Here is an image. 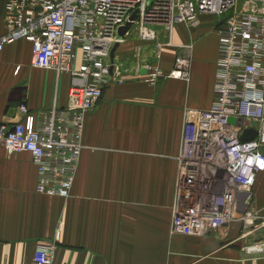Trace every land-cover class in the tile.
Returning a JSON list of instances; mask_svg holds the SVG:
<instances>
[{
	"label": "crops",
	"instance_id": "crops-1",
	"mask_svg": "<svg viewBox=\"0 0 264 264\" xmlns=\"http://www.w3.org/2000/svg\"><path fill=\"white\" fill-rule=\"evenodd\" d=\"M217 26L203 14L196 25L176 24L170 35L159 28L156 40L164 41L132 30L119 43L114 65L123 80L113 77L84 114L69 197L37 193L31 156L8 154L0 144V264H30L37 244L56 235L53 264H264L262 253L246 249L264 240V226L248 236L239 222L204 236L170 232L184 111L211 104ZM169 41L159 57L164 76L150 84L146 62L158 42ZM182 57L188 77L167 76ZM30 59L24 39L0 52V123L22 120L25 105L36 124L40 113L68 102L70 75L33 68ZM250 209L264 221V169L255 176Z\"/></svg>",
	"mask_w": 264,
	"mask_h": 264
},
{
	"label": "built area",
	"instance_id": "built-area-1",
	"mask_svg": "<svg viewBox=\"0 0 264 264\" xmlns=\"http://www.w3.org/2000/svg\"><path fill=\"white\" fill-rule=\"evenodd\" d=\"M134 11L137 18L124 38L134 30L156 40L159 28L170 35L176 24L196 25L200 15L219 17L211 104L184 111L170 232L204 236L239 222L243 236L252 235L264 226L250 209L255 176L264 169V0H4L0 52L24 39L31 44V66L70 75V86L66 106L40 113L36 124L20 105L22 120L0 123V144L8 154L31 156L37 193L69 197L83 149L84 114L120 76L114 62L110 71L109 53L124 39L117 31ZM166 44H156V58ZM187 67L188 59L178 58L167 76L186 79ZM145 69L150 84L164 76L157 66ZM249 128L255 137L240 140ZM57 240L39 242L30 264H53ZM246 249L264 256V240Z\"/></svg>",
	"mask_w": 264,
	"mask_h": 264
},
{
	"label": "water",
	"instance_id": "water-1",
	"mask_svg": "<svg viewBox=\"0 0 264 264\" xmlns=\"http://www.w3.org/2000/svg\"><path fill=\"white\" fill-rule=\"evenodd\" d=\"M137 18V11H134L128 21L123 25L121 26L118 31H117V36H118V39L121 40L124 38L125 34L128 32V30L131 28L132 26V23L136 20ZM119 46V42H116L111 50H110V53H109V61L111 63V66H110V71H112V64L114 62V57H115V52L117 50ZM229 121L231 122H234L235 120L232 119V118H229ZM256 135V131L253 129V128H249V129H246L244 130L241 135L239 136L240 140L242 141H246V140H250L252 138H254Z\"/></svg>",
	"mask_w": 264,
	"mask_h": 264
},
{
	"label": "rangeland",
	"instance_id": "rangeland-1",
	"mask_svg": "<svg viewBox=\"0 0 264 264\" xmlns=\"http://www.w3.org/2000/svg\"><path fill=\"white\" fill-rule=\"evenodd\" d=\"M214 18L216 19V20H218L219 19V17L218 16H214ZM159 39V38H158ZM157 39V41H160V39H161V37H160V39L158 40ZM161 41H164V39H161ZM162 49V48H161ZM161 49H160V54H159V56L161 57ZM155 49H153L151 52H152V54H150V58H149V60H147V62H146V64H150V65H154V66H157L159 69H161L160 68V66H159V58H156L155 56L157 55V53H155V51H154ZM155 58H154V57ZM163 77V76H162ZM162 77H159V78H157V80L154 82L155 84L158 82V80L160 79V78H162Z\"/></svg>",
	"mask_w": 264,
	"mask_h": 264
}]
</instances>
